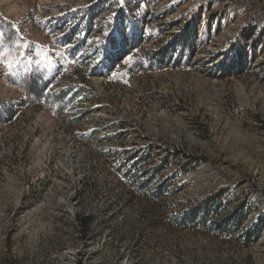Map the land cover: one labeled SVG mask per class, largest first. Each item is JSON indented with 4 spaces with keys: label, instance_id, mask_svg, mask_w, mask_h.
I'll use <instances>...</instances> for the list:
<instances>
[{
    "label": "rangeland",
    "instance_id": "1",
    "mask_svg": "<svg viewBox=\"0 0 264 264\" xmlns=\"http://www.w3.org/2000/svg\"><path fill=\"white\" fill-rule=\"evenodd\" d=\"M0 32L34 53L0 264H264V0H0Z\"/></svg>",
    "mask_w": 264,
    "mask_h": 264
},
{
    "label": "snow or ice",
    "instance_id": "2",
    "mask_svg": "<svg viewBox=\"0 0 264 264\" xmlns=\"http://www.w3.org/2000/svg\"><path fill=\"white\" fill-rule=\"evenodd\" d=\"M18 35V33H17ZM3 32H0V42H2ZM17 47L19 52L16 53L14 50L9 53L7 57L0 54V67L6 70V74L9 76L19 75L18 69H20L25 60H30L34 55L33 52L29 51L32 48L31 45H28L27 42L23 41V37H20V40L17 42ZM47 57H44L46 61ZM48 89H45L47 91Z\"/></svg>",
    "mask_w": 264,
    "mask_h": 264
},
{
    "label": "trees",
    "instance_id": "3",
    "mask_svg": "<svg viewBox=\"0 0 264 264\" xmlns=\"http://www.w3.org/2000/svg\"><path fill=\"white\" fill-rule=\"evenodd\" d=\"M78 264H82L81 262H78Z\"/></svg>",
    "mask_w": 264,
    "mask_h": 264
}]
</instances>
